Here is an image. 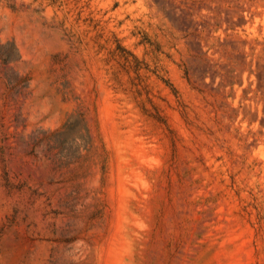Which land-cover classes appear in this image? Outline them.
Wrapping results in <instances>:
<instances>
[{
    "label": "rangeland",
    "instance_id": "rangeland-1",
    "mask_svg": "<svg viewBox=\"0 0 264 264\" xmlns=\"http://www.w3.org/2000/svg\"><path fill=\"white\" fill-rule=\"evenodd\" d=\"M0 264H264V0H0Z\"/></svg>",
    "mask_w": 264,
    "mask_h": 264
}]
</instances>
